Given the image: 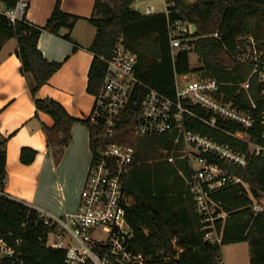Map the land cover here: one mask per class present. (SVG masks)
<instances>
[{
    "label": "trees",
    "instance_id": "obj_1",
    "mask_svg": "<svg viewBox=\"0 0 264 264\" xmlns=\"http://www.w3.org/2000/svg\"><path fill=\"white\" fill-rule=\"evenodd\" d=\"M14 7L17 0H0ZM56 0L53 10L42 27L32 26L23 17L14 23L0 14V48L10 39L17 42L16 55L20 60V73L25 77L34 99L37 114L42 111L53 119L51 127L42 126L48 147H56V155L68 145L70 128L81 121L89 131L90 149L103 142L99 129L88 119L70 116L61 104L52 99H36L38 89L46 84L58 70L60 63L46 60L37 47L42 30L56 32L60 27L71 29L77 17L60 9ZM132 0H95L92 15L87 20L95 28L89 47L94 54L86 90L95 95L106 69L102 60L112 54L118 38L137 55L136 75L143 83L170 99H175V76L198 73L224 82L221 90L226 95L238 92L239 99L247 104V95L256 103V124L248 131L251 142L264 145L259 119L264 109L257 75L249 78V88L242 90L252 72L253 65L238 60L248 38L264 50V0H195L192 3L177 1L179 12L171 11L170 19H182L195 26L193 51L201 66L190 67L189 53L177 52L173 57L169 48L164 14H141L129 6ZM216 32V36H211ZM183 105L201 114L197 107ZM138 106L130 105L118 121L115 135L109 140L134 148V157L128 173L123 177V189L132 199L126 209V221L134 233L132 248L136 253L151 256L148 264H221V246L247 242L249 264H264V210L254 214L251 199L241 185H234L212 195L227 213L222 225L220 245L203 241L198 226L195 204L188 187L178 175L177 167L162 158L161 150L172 147L167 135L136 136L133 132ZM186 130L211 136L234 150L247 152V145L218 130L210 128L188 114L183 115ZM232 131L237 127L228 125ZM248 155V154H247ZM35 151L21 148L19 159L23 164L33 161ZM57 157V156H56ZM212 161H215L212 159ZM5 139L0 140V241L13 250L11 256L2 257L0 264H63L65 252L45 246L47 229L36 210L27 204L11 199L2 193L5 183ZM231 171L247 183L252 197H264V159L249 156L245 169ZM222 221L216 226L221 228ZM175 240V244L172 241Z\"/></svg>",
    "mask_w": 264,
    "mask_h": 264
},
{
    "label": "built area",
    "instance_id": "obj_2",
    "mask_svg": "<svg viewBox=\"0 0 264 264\" xmlns=\"http://www.w3.org/2000/svg\"><path fill=\"white\" fill-rule=\"evenodd\" d=\"M157 1L161 10L147 5L141 11L135 0L129 7L141 14L165 15L172 57L177 52H192L195 26L186 20L170 19L171 11L179 12L176 8L178 0ZM179 1L192 3L195 0ZM27 6V0H18L14 7H7L0 1V14L14 23L24 17ZM216 34L214 32L211 36ZM102 60L106 69L87 119L99 129L103 143L96 148V153L92 152L79 192L78 207L75 212L60 216L38 213L47 229L45 246L63 250V264H148L153 259L133 250L134 233L126 221V209L132 199L124 192L122 180L132 165L134 148L109 142L115 135L119 119L130 105L139 108L133 126L136 136L176 132L177 139L181 138L180 157L187 165V175L183 177L195 204L203 241L220 245L222 240V225L227 213L220 202L212 198L214 193L239 184L251 199L252 212L256 214L264 210V198L252 197L247 183L231 171L232 168L245 169L248 155L264 159V145L251 142L248 134L257 121L256 103L250 95L244 104L238 92L226 95L221 90V86L226 85L224 82L211 77L188 81L186 76H175V99H170L139 80L135 70L137 55L124 45L122 38L116 40L111 56ZM238 60L252 64L253 69L247 80L238 83L237 87L247 90L249 78L256 74L260 96L264 99V50H258L252 38H248ZM183 102L197 107L201 114L190 111ZM184 114L246 144L248 155L215 141L207 134L186 130ZM228 125L238 130L232 131ZM259 125L264 138V109ZM165 154L167 161H174L171 154ZM218 220L222 221L220 229L216 226ZM0 253L7 257L13 254V250L0 241Z\"/></svg>",
    "mask_w": 264,
    "mask_h": 264
},
{
    "label": "crops",
    "instance_id": "obj_3",
    "mask_svg": "<svg viewBox=\"0 0 264 264\" xmlns=\"http://www.w3.org/2000/svg\"><path fill=\"white\" fill-rule=\"evenodd\" d=\"M55 1L27 0L25 20L32 26H44ZM94 2L61 0L60 9L77 17L76 21L71 29L60 27L56 32L42 30L37 43L43 57L60 63V67L38 89L35 98L58 102L78 120L88 118L94 102V95L86 90L88 71L94 58L89 47L96 32L95 26L87 18L92 15ZM16 50L14 38L0 48V140L5 139L6 156L2 193L27 204L40 214L60 216L75 212L92 156L88 128L81 121L74 122L70 128V141L58 155L56 147L47 146L42 126L51 127L53 119L42 111L35 114L34 99L25 77L20 73ZM191 74L181 76H186L188 80ZM162 135L172 139V147L161 150L162 158L159 160H166L165 152L171 154L174 161H166L182 164V167H177V173L184 180L187 165L185 159L180 157L183 149L181 138L177 139L176 132ZM21 148L35 151L31 163L20 162ZM222 247L234 262H239L245 256L246 264H249V257L247 260L245 255L248 254L247 242L221 246V264H226Z\"/></svg>",
    "mask_w": 264,
    "mask_h": 264
},
{
    "label": "rangeland",
    "instance_id": "obj_4",
    "mask_svg": "<svg viewBox=\"0 0 264 264\" xmlns=\"http://www.w3.org/2000/svg\"><path fill=\"white\" fill-rule=\"evenodd\" d=\"M135 5L141 11L147 5H151V6L155 7L157 10H161V8H162L157 0H144L143 2H141V0H135ZM188 55H189L190 67H192L194 69L199 68L201 66V62L199 60L198 55L194 51L189 52ZM198 77H200V75L198 73H193V74L189 75L188 81L195 80ZM261 198H264V197H260L258 199H261ZM262 205H264V204H262ZM222 250H223V254H224L223 259H224L226 264H246L245 256H243V258L240 259L239 262H237V261L234 262V260L226 253L224 247H222ZM246 252H247V249H246ZM245 255H246V259L248 260V258H247L248 254L245 253Z\"/></svg>",
    "mask_w": 264,
    "mask_h": 264
}]
</instances>
